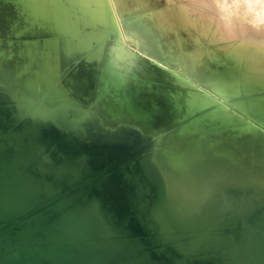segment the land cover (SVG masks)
<instances>
[{
    "label": "bare ground",
    "instance_id": "bare-ground-1",
    "mask_svg": "<svg viewBox=\"0 0 264 264\" xmlns=\"http://www.w3.org/2000/svg\"><path fill=\"white\" fill-rule=\"evenodd\" d=\"M16 1L26 3L21 5L24 13L12 23L14 32L25 26L32 29L39 17L50 33L77 35L83 23L93 31L100 27L102 38L92 47L88 41L67 40L65 44L68 54H83L72 74L75 86L69 87L78 92L76 97L59 87L60 76L55 72L34 70V53L31 55L29 48L0 45V127L14 125L29 115L18 131L5 136V144L12 145L13 139L18 144L26 139L35 145L45 142L75 118L85 120L89 131L98 127L101 120L97 113L86 109L95 64L110 55L113 41L125 47L126 51L122 50L128 58L131 51L147 50L140 20L160 30L176 27L184 34L182 40L194 44L180 51L178 62L184 74L172 73L168 64L152 60L175 82L202 92H189L183 106L175 102L181 121L178 129L152 131L150 125L145 127L146 146L137 161L141 164L137 180L138 185L153 184L158 194L149 200L148 214L176 245L196 242L198 237L209 244L194 245L189 252L178 246L183 253L204 255L222 264H264V232L247 234L239 228L249 222L264 225V14L260 28L249 22L241 5L232 0H167L161 9L155 8L156 0H136L135 8L129 0ZM190 76L208 89L199 87ZM139 113L141 119L152 117L150 107H140ZM75 123L82 137L84 128ZM100 127L105 135H112V127ZM136 189L144 192L141 186ZM227 216H241L240 225L230 231L216 230L209 239L206 235L222 228L220 222Z\"/></svg>",
    "mask_w": 264,
    "mask_h": 264
},
{
    "label": "water",
    "instance_id": "water-1",
    "mask_svg": "<svg viewBox=\"0 0 264 264\" xmlns=\"http://www.w3.org/2000/svg\"><path fill=\"white\" fill-rule=\"evenodd\" d=\"M131 53L129 58L142 59ZM108 75L106 89L119 88L127 73ZM97 116L101 122L93 130L75 118L36 145L4 142L26 118L0 127V264H222L183 253L148 214V198L136 190L132 170L145 151L146 129ZM101 124L113 128L111 136ZM238 218L227 216L206 236L234 229ZM247 224L239 227L244 233L264 232V225Z\"/></svg>",
    "mask_w": 264,
    "mask_h": 264
},
{
    "label": "rangeland",
    "instance_id": "rangeland-1",
    "mask_svg": "<svg viewBox=\"0 0 264 264\" xmlns=\"http://www.w3.org/2000/svg\"><path fill=\"white\" fill-rule=\"evenodd\" d=\"M166 2L167 0H156L154 6L156 9H161L165 7ZM232 2L235 5L238 4V6L241 5L240 7L245 11L246 18L249 22H256L260 28L261 26L263 27L262 16L264 14V0H232ZM24 3L26 2L16 0H0V45H5L8 49L16 50L29 48L31 55L34 53L32 55V66L34 70L37 69L36 71L41 72L49 70L55 72L56 76H60L59 87L69 90L70 86H75L72 84V74L75 70H77V61L83 56V54L81 51H75L68 54L65 50V46L68 42L76 43L79 41H88L89 45L92 47L93 45L98 44L102 38V32L100 31L101 28L99 27L100 30L98 29L93 31L91 26H84L82 23L81 33L77 35L50 33L45 31L43 28V20L37 17L34 20L35 23L33 24L32 29L25 26L26 29L25 27H21L14 32L12 30V23L18 19L20 12L22 14L24 13L21 8V5H24ZM128 3L132 8L137 7L136 0H129ZM138 23L142 24L145 28L146 38L148 40V44L146 45L147 50L138 52L134 47H132V50L136 51L142 59L128 58L123 52L121 46L117 42L113 41L110 48V55L105 59L101 58L95 64L96 66H94L95 73L91 85V96L86 102V105L92 106L99 117L108 124L126 122L142 128L150 125L152 131H160L161 129L174 131L175 129H178L181 123V121L177 119L179 115V108L175 106V102L178 101L183 106L185 105V99L189 92L202 91L197 87H190L175 82L170 76L165 75L156 66L154 60L152 59L156 58L157 61L166 65L168 64L172 73L175 71L180 72L181 65L178 62L181 56L180 51L182 48H192L194 44L191 41L182 40L181 34L183 33L182 31L176 30V27L165 26L163 30H160L156 25L147 21L140 20ZM47 44L49 46L51 44L50 47L52 48L50 49ZM45 45H47L49 49ZM54 47L56 48V51L53 49ZM39 51L40 53H43V56L39 53ZM52 53L55 55H52ZM33 59L35 61H33ZM228 60L231 62V59ZM110 69L127 73L124 79L125 82L119 88H115V86H109L107 89L105 88L106 82L110 79L108 75V70ZM190 78L199 87L208 89L204 83L195 77L190 76ZM68 92L73 97H76L78 94L75 89L69 90ZM226 103L230 104L228 101H226ZM140 107L143 109H149L150 107L152 111V117L150 120H141L142 117H139V115L142 114L139 113ZM261 132L263 133V131ZM138 164L140 163L136 162L132 166V170L137 174V176L140 172ZM138 182L139 181L137 180L136 185L141 186V189L144 190L142 194H139L147 196L148 203H150V201L158 195L154 192L155 186L153 184L151 185L152 187L146 186L145 184L138 185ZM137 186L135 187L137 188ZM200 239L201 238L198 237L196 240L198 243L188 240L185 245H182L184 243H181L177 246L189 252L191 251L190 248L194 245H209L204 241H200Z\"/></svg>",
    "mask_w": 264,
    "mask_h": 264
}]
</instances>
